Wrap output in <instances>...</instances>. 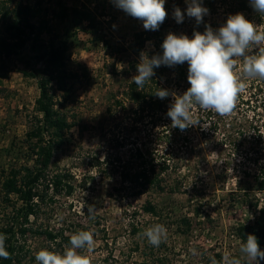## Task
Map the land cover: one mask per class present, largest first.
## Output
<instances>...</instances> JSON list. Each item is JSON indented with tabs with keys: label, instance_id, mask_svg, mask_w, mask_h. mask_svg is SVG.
<instances>
[{
	"label": "rangeland",
	"instance_id": "rangeland-1",
	"mask_svg": "<svg viewBox=\"0 0 264 264\" xmlns=\"http://www.w3.org/2000/svg\"><path fill=\"white\" fill-rule=\"evenodd\" d=\"M20 1L31 6L41 1V16L34 23L40 17L49 22L52 34L43 35L46 42L54 37L67 41L68 69L83 76L75 82L64 108L77 126L54 154L44 182L48 185L46 197L39 203L37 215L25 222L27 230L20 232L21 228L13 222L12 206L21 204L15 196L12 203H7L1 186L3 173L13 165H35L33 160L14 159L16 156L8 151L12 145H23L39 115L36 103L40 90L37 80L26 74L31 73L27 63L34 55L30 46L23 52L24 60L12 57L5 61L8 75L0 85V232L16 230L13 241L22 247L17 264H37L35 255L42 248L63 252L68 243L62 237L56 241L48 239L47 232L70 237L78 230L94 233L92 249L83 250L91 264H211V258L223 264L225 254L241 256V241L235 231L252 223L256 213L242 200H235L232 192L240 179L243 178V184L253 181L244 177V170L251 175L259 172V165L254 163L257 154L252 151L250 158L246 156L250 147L256 149L254 141L241 137L227 140L229 134L224 126L214 131L204 109L195 104L191 108L193 116L209 127L193 126L182 132L172 127L167 114L161 121H152L150 117L141 120L124 91L137 74L141 54L149 58L162 55L161 45L169 32L191 39L194 31L205 30L206 23L216 30L229 15L237 13L256 25L257 31H264V17L259 18L252 7L248 11L238 10L236 0H200L209 10L200 25L187 16L186 0H165L167 17L155 30L159 36H152L141 51H135L136 34L147 31L153 35L155 31L145 30L141 20L116 7L113 0H0V4L12 6ZM58 2L69 8L86 4L99 13L105 11L99 19L97 34L87 23L61 22L55 15ZM176 7L184 13L182 23L174 19ZM258 50L253 49L250 54L255 55ZM236 63L240 66L235 73L242 75L243 60L236 58ZM184 92L178 88L172 91L176 95ZM235 115L241 125H248V117H253V113L245 114L239 109ZM139 149L146 152L147 162L155 165L156 170L163 159L171 161L174 168L164 173L167 184L181 176V190L173 193L168 188L165 192L149 189L136 196L137 190L123 181L122 173L138 171ZM147 202L157 206L158 216L144 211ZM88 206L95 209L94 220L89 218ZM184 221L191 223L190 228ZM156 223L167 228V240L159 247L151 246L142 235ZM133 227L140 232L134 234ZM11 234H6L7 238ZM193 248L196 255L189 251ZM260 249L264 251V246ZM258 264H264V260H258Z\"/></svg>",
	"mask_w": 264,
	"mask_h": 264
},
{
	"label": "trees",
	"instance_id": "trees-1",
	"mask_svg": "<svg viewBox=\"0 0 264 264\" xmlns=\"http://www.w3.org/2000/svg\"><path fill=\"white\" fill-rule=\"evenodd\" d=\"M57 4L59 11L55 15L61 22L71 20L76 25L87 23L88 27L97 34L98 31L96 30L101 24L99 19L103 18L105 11L99 13L97 8L91 9L86 4H83L82 7L75 6L71 8L65 6L62 2ZM236 5L240 11L251 9L249 0H236ZM41 8V1H38L35 6L25 5L22 1L12 6L0 4V85L8 75L5 61L12 57L24 60L23 52L30 46L34 55L27 63L31 68V73L26 74L37 80L40 90V96L36 103V110L39 115L35 117L23 145L20 147L12 145L11 150L8 151L12 157L16 156L14 159L33 160L35 165L33 168L27 164L20 165V167L13 165L7 172L3 173L1 186L4 200L7 203H12L11 198L15 196L16 201L21 204L20 206H17V204L12 206L13 222H15V227L21 228L20 232L27 230L24 227L25 222L31 216L37 215L39 203L43 202L46 197L44 193L47 192L48 185L44 182L47 179L46 173L54 154L68 141V134L77 126L76 121L69 120L64 108L65 103L71 96V90L75 82L83 76L68 69L66 62L67 41L56 37L50 39L49 42L43 39L45 33L52 34V31L48 29L49 22L42 17H40L38 23L33 21L41 16ZM259 18H262L260 14ZM204 31L199 29L201 33ZM152 36H159L158 31H155L153 35L147 31L137 33L134 50L141 51ZM239 66L240 64L236 63L234 71L239 70ZM154 72L155 75L143 89H137L133 81H129L124 91L126 100L136 106L133 112L141 120L150 117L152 121L157 119L161 121L163 115L167 114L170 105L174 102L172 95L165 99L158 98L155 95L158 88L167 89L172 93L173 88L186 91L190 87L187 79V62L174 67L161 65L155 68ZM168 72L175 75H165ZM237 73L241 72L238 71ZM237 76L246 83V89L238 94L233 112L223 117L213 110H204V113L208 119H211V128L214 131L218 130L219 126H224V130L229 134L227 140L241 137V139H249L252 140L251 143L253 141L255 143L256 149H254V146L252 149L250 147L246 151V156L250 158L249 154L252 151L257 154L254 163L259 165V172L251 175L249 171L244 170V177L253 178V181H247L243 184V178L240 179L237 185L238 188L232 192V196L235 200H242L249 209L254 210L256 213L255 220L252 223L241 225L236 229L237 238L241 243H244L247 236L253 234L258 238V244L261 247L264 246V163H260L264 157V115H262L264 113V79L259 77L248 79L243 75ZM247 92L248 95L245 96L244 94ZM116 104L122 106L120 101H116ZM238 109L245 112V114H248V112L253 113V117H248L246 121L248 125H241L236 122L235 111H238ZM146 156V152L140 149L137 150L136 157L141 161L138 171L122 173L123 181L130 182L137 190L135 195L141 196L149 189L165 192L168 188L173 193L180 191L183 182H179V180L183 181L184 178L180 176L181 178L178 177L173 183L167 184L164 175L170 168H174L171 161L168 163L167 159H163L159 166L160 169L156 170L155 165L147 162ZM149 164H151L150 167ZM258 194H263V197ZM144 211L153 216L159 215L157 206L152 202L146 203ZM184 222L190 228L191 223ZM8 230L0 233L5 235L12 233L5 241L6 250L11 253V258H0V264H17L20 262L19 253L22 247L17 246L13 241L17 234L16 230L13 232L12 229ZM132 231L134 234L140 232L136 227H133ZM186 232L188 233V231ZM46 235L52 241L62 237L65 242L69 243L70 237H63L62 233L47 232ZM240 257V255L237 256V258ZM243 264H248L247 260L244 259Z\"/></svg>",
	"mask_w": 264,
	"mask_h": 264
},
{
	"label": "clouds",
	"instance_id": "clouds-1",
	"mask_svg": "<svg viewBox=\"0 0 264 264\" xmlns=\"http://www.w3.org/2000/svg\"><path fill=\"white\" fill-rule=\"evenodd\" d=\"M187 16L195 18L197 24L209 10L200 0H186ZM251 7L264 17V0H249ZM113 3L126 14L143 22L145 30H158L167 17L165 0H113ZM174 19L182 23L184 13L179 7L174 8ZM264 31H257V26L247 20L242 13L229 15L226 23L213 30L205 25L203 33L193 32L190 39L187 35H176L169 32L161 45L162 55L149 58L141 54L137 65V74L132 77L137 89H143L155 75L154 69L161 65L174 67L188 64L187 79L190 87L182 94L176 95L169 90L158 88L155 95L165 99L169 95L174 97L167 116L171 119L172 127L185 131L189 127L200 126L207 128L205 123L195 118L191 112L192 106L198 105L204 110H213L220 116L230 115L235 106L238 94L246 89V83L237 76L234 69L236 58L243 60L242 75L245 78L264 79ZM259 49L257 54H250L253 49ZM89 218L95 219V209L88 206ZM142 235L154 247H159L167 240V228L160 223L147 227ZM7 236L0 233V258L10 259L11 253L6 250ZM94 245V233L91 230H78L72 234L63 252L40 249L35 260L37 264H91L90 258L83 250L90 251ZM81 250V251H78ZM196 255V249L189 250ZM241 257L225 254L223 264H248L264 260V251L258 244V238L249 234L246 242L240 245ZM211 264H219L211 258Z\"/></svg>",
	"mask_w": 264,
	"mask_h": 264
}]
</instances>
